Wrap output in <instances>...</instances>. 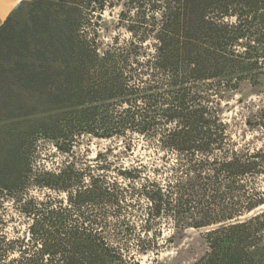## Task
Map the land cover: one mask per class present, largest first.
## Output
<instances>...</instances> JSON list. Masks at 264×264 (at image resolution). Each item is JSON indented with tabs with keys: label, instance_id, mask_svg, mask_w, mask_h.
<instances>
[{
	"label": "trees",
	"instance_id": "16d2710c",
	"mask_svg": "<svg viewBox=\"0 0 264 264\" xmlns=\"http://www.w3.org/2000/svg\"><path fill=\"white\" fill-rule=\"evenodd\" d=\"M132 3L106 45L79 0H57L43 31L18 29L20 5L0 27V195L30 220L0 234V264H140L172 242L157 240L166 221L220 234L217 255L232 234L237 264H264V145L224 117L236 95L264 93V0ZM86 136L123 147L90 157Z\"/></svg>",
	"mask_w": 264,
	"mask_h": 264
},
{
	"label": "rangeland",
	"instance_id": "374dc122",
	"mask_svg": "<svg viewBox=\"0 0 264 264\" xmlns=\"http://www.w3.org/2000/svg\"><path fill=\"white\" fill-rule=\"evenodd\" d=\"M83 4L82 13L84 17L85 28L96 29L100 32V42L107 44L109 34L115 32L124 33L125 27L120 24V14L132 10V14L137 3L131 0H79ZM57 0H46L41 4L24 2L21 4L14 15L20 21L18 29L22 26L43 31L49 22V17H55L59 7L56 5ZM134 8V9H133ZM63 14H58V16ZM57 24V23H56ZM53 25L52 27H57ZM84 28V27H83ZM108 29V30H107ZM5 51H0L2 58ZM7 58V56H5ZM243 99V100H241ZM227 106V107H226ZM224 108V117L230 124L234 137L239 142L247 143L251 148H259L264 145V129L259 124H264V93L250 92L246 95H236L232 100L227 102ZM122 139L114 138H96L86 136L82 141L83 153H89L90 157H95L98 152H105L107 147H123ZM89 150V152H87ZM39 157L37 161L52 166L54 161H60L61 155L57 154L53 143L47 140L39 141L38 149ZM258 185L264 188V176L258 180ZM31 194H39L38 190L31 188ZM264 210V204L255 210ZM251 212L249 215H252ZM0 234H6L8 238L15 235H27L28 224L30 220L21 214L17 209V203L14 199L7 195H0ZM161 232L157 236V240L164 242L168 236L174 237L172 242L164 247L159 255L140 254L138 259L140 264H151L153 260L155 264H201L208 260L223 258L222 264H237L239 256L234 246V238L229 234L227 239L223 241L224 248L222 254L217 255L211 253L209 246L214 242L220 234L207 236V228L186 230L182 235L172 229L169 221L163 222L158 226ZM6 259L5 263H7Z\"/></svg>",
	"mask_w": 264,
	"mask_h": 264
},
{
	"label": "crops",
	"instance_id": "0c3cea01",
	"mask_svg": "<svg viewBox=\"0 0 264 264\" xmlns=\"http://www.w3.org/2000/svg\"><path fill=\"white\" fill-rule=\"evenodd\" d=\"M30 1L33 0H0V27L19 5Z\"/></svg>",
	"mask_w": 264,
	"mask_h": 264
}]
</instances>
